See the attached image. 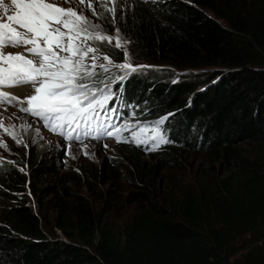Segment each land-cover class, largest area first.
I'll return each mask as SVG.
<instances>
[{
  "label": "trees",
  "instance_id": "1",
  "mask_svg": "<svg viewBox=\"0 0 264 264\" xmlns=\"http://www.w3.org/2000/svg\"><path fill=\"white\" fill-rule=\"evenodd\" d=\"M121 2L89 18L155 67L111 88L139 107L126 142L100 164L29 147L2 164L0 264H264V0ZM163 116L173 144L147 159L134 133Z\"/></svg>",
  "mask_w": 264,
  "mask_h": 264
},
{
  "label": "snow or ice",
  "instance_id": "2",
  "mask_svg": "<svg viewBox=\"0 0 264 264\" xmlns=\"http://www.w3.org/2000/svg\"><path fill=\"white\" fill-rule=\"evenodd\" d=\"M13 3L15 15L8 16V23H0V104L11 106L14 101L26 104L21 111L43 121L53 133L82 143L78 130L82 129L86 137L91 136L90 129L99 121L100 110L106 115L116 111L114 106L107 105L119 89L113 92L109 80L122 83L138 70L131 63L129 41L121 37L120 29L109 35L84 14L87 8L97 20L103 18L96 10L99 6L109 13L108 22L114 24L116 0H76L81 6L79 10L62 7L58 0H13ZM113 40L115 47L124 49L125 62L115 64L107 55L98 54L97 43L112 44ZM7 47H24L27 55L6 53ZM99 60L107 63H97ZM113 67L122 75H104ZM24 85L31 86L32 94L23 99L2 91L5 87ZM165 119L156 124H163ZM124 128L109 121L103 126V135L126 142L119 135ZM8 134L17 143L23 142L14 132ZM160 142L169 141L160 137Z\"/></svg>",
  "mask_w": 264,
  "mask_h": 264
},
{
  "label": "rangeland",
  "instance_id": "3",
  "mask_svg": "<svg viewBox=\"0 0 264 264\" xmlns=\"http://www.w3.org/2000/svg\"><path fill=\"white\" fill-rule=\"evenodd\" d=\"M118 1L119 0H116V3H118ZM121 1L122 2L119 4L127 6V4L131 3L132 0H121ZM59 5L65 8L72 7L77 10H79L81 7L80 5L76 3V0H72V3H69V4L63 3V0H62L61 4L59 3ZM5 9L7 11H11L10 5H6ZM90 12L91 11L85 8L84 14L86 16L89 17L91 15ZM93 18L94 17H92L91 19L93 20ZM97 63H107V61L99 60L97 61ZM132 65L138 68V70L135 71V73L148 72V74H150L152 73V70L155 69V67L150 66V65H144V64L138 65V63L132 64ZM140 66H147V67H140ZM97 71L100 72L99 69H97ZM111 71L118 75H122V73H120L119 70L116 69L115 67H113ZM204 72L207 73L208 71H204ZM15 131L18 134L16 138L19 140H22L23 142L17 143L16 139H11V141H9V144L11 145L12 148H15L14 150H16L17 148H20L21 145L29 142L30 145L34 149L39 151V155H41L42 152H44V155L47 156L48 158L61 157L60 165L64 169L75 167V163L78 161H82V162L89 161L90 162L94 160L95 163L100 164L112 158L117 151L116 147H113L112 145H107L105 147V144H98V145L91 144V145L83 146L81 148H75V147L69 146L70 154H69V157H67L63 151V148L61 147L62 145L61 142L56 138H52L51 136L49 137L41 128H38L35 125L29 126V129H26L24 126L21 127V131H22L21 133L19 132L20 131L19 128L15 127ZM153 135H155V133L150 136V134L147 133L146 130H143L139 134V139L137 142L140 143V141L144 140L145 143H147L146 137L148 136L152 137ZM36 142H38L39 145H35ZM1 145H2V142H0V158H4V159L10 158L11 156L10 149L9 150L5 149ZM145 157L148 159L147 156ZM190 161L193 163L194 167H198L202 163V156H195V155L191 156ZM194 167H193V170H194ZM121 221L122 219H117V223L120 224Z\"/></svg>",
  "mask_w": 264,
  "mask_h": 264
},
{
  "label": "clouds",
  "instance_id": "4",
  "mask_svg": "<svg viewBox=\"0 0 264 264\" xmlns=\"http://www.w3.org/2000/svg\"><path fill=\"white\" fill-rule=\"evenodd\" d=\"M143 1H149V0H143ZM128 82L125 83L127 85ZM12 91V89H11ZM12 95H16L15 93L12 92ZM24 97L21 96V99ZM21 107H27V105H20L16 103L15 101L13 102V105H8V104H1L0 105V142H2V147L5 149H10V158H2L0 159V167L4 163H14V160H12L13 156H17L16 151L19 150L20 148L26 147L32 149L33 147L30 145L29 142L21 145L20 148H12L11 145L9 144V141H11L12 136L9 135L8 133H13L17 137L18 134L15 131V127L19 128V132L21 133V127H25L26 129H29V126H37L38 128H41L49 137L51 136L52 138H56L61 142V147L63 148V151L67 157H69L70 151H69V146L75 147V148H81L83 146L87 145H98V144H105V145H112L113 147L118 148L120 145H124L121 143L115 142L113 139H107L105 142H102V138H107L106 136L103 135V129L101 126V118L102 116L100 115L99 121L92 126L90 129L92 135L91 136H84L82 133V129L79 130V132L83 135L81 137L82 143L76 140H67L64 136L58 135L56 133H53L50 131L47 127L44 126L43 121L39 120L36 117H33L32 115L25 113L21 111ZM13 125L15 127L13 128ZM24 136V135H22ZM6 145V147H5ZM35 145H39L38 142L35 143ZM172 146V145H170ZM117 150V149H116ZM143 154L147 157L152 155L153 153H149L150 151L148 150L147 152H144L142 150ZM26 169V168H25Z\"/></svg>",
  "mask_w": 264,
  "mask_h": 264
},
{
  "label": "bare ground",
  "instance_id": "5",
  "mask_svg": "<svg viewBox=\"0 0 264 264\" xmlns=\"http://www.w3.org/2000/svg\"><path fill=\"white\" fill-rule=\"evenodd\" d=\"M69 4V3H68ZM8 87H5V91H8L7 90ZM12 92L15 93L16 97H19L21 98L22 97H27V96H30L32 94V89H31V86L30 85H24L22 87H12Z\"/></svg>",
  "mask_w": 264,
  "mask_h": 264
}]
</instances>
